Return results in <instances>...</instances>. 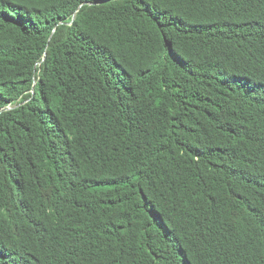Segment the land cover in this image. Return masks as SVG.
<instances>
[{
    "label": "trees",
    "instance_id": "1",
    "mask_svg": "<svg viewBox=\"0 0 264 264\" xmlns=\"http://www.w3.org/2000/svg\"><path fill=\"white\" fill-rule=\"evenodd\" d=\"M20 96L0 264H264V0H0Z\"/></svg>",
    "mask_w": 264,
    "mask_h": 264
},
{
    "label": "water",
    "instance_id": "2",
    "mask_svg": "<svg viewBox=\"0 0 264 264\" xmlns=\"http://www.w3.org/2000/svg\"><path fill=\"white\" fill-rule=\"evenodd\" d=\"M75 17V13L73 15V18ZM71 23V22H70ZM35 84L36 82L34 83L31 91H32V94L34 93V87H35ZM28 99H23V96H20L19 98H17L16 100H14L13 102H10V103H7L6 105L2 106L0 108V112L3 111V110H9V109H12L16 106H19L23 103H25Z\"/></svg>",
    "mask_w": 264,
    "mask_h": 264
}]
</instances>
